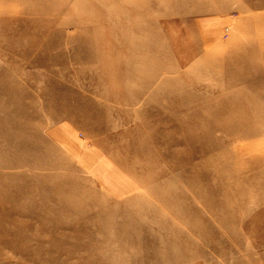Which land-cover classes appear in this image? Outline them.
I'll return each mask as SVG.
<instances>
[{"label":"rangeland","instance_id":"obj_1","mask_svg":"<svg viewBox=\"0 0 264 264\" xmlns=\"http://www.w3.org/2000/svg\"><path fill=\"white\" fill-rule=\"evenodd\" d=\"M192 263L264 264V0H0V264Z\"/></svg>","mask_w":264,"mask_h":264},{"label":"crops","instance_id":"obj_2","mask_svg":"<svg viewBox=\"0 0 264 264\" xmlns=\"http://www.w3.org/2000/svg\"><path fill=\"white\" fill-rule=\"evenodd\" d=\"M200 23H203L202 21ZM192 264H203V263H192Z\"/></svg>","mask_w":264,"mask_h":264},{"label":"built area","instance_id":"obj_3","mask_svg":"<svg viewBox=\"0 0 264 264\" xmlns=\"http://www.w3.org/2000/svg\"><path fill=\"white\" fill-rule=\"evenodd\" d=\"M225 30H226V32H228L229 28H226Z\"/></svg>","mask_w":264,"mask_h":264}]
</instances>
